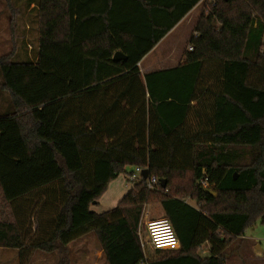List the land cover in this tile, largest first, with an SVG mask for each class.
<instances>
[{
  "label": "trees",
  "instance_id": "1",
  "mask_svg": "<svg viewBox=\"0 0 264 264\" xmlns=\"http://www.w3.org/2000/svg\"><path fill=\"white\" fill-rule=\"evenodd\" d=\"M201 1L184 61L142 74L141 60ZM37 6V59L14 62L15 47L0 56V92L12 106L0 108V187L7 202L35 195L51 212L48 230L34 234L24 213L0 221V248L55 252L70 264L68 245L94 233L107 264H225L226 249L264 224V0ZM117 51L126 58L114 61ZM241 148L251 153L245 163ZM136 167L147 178L117 206L91 209ZM152 203L180 247L148 259L138 230Z\"/></svg>",
  "mask_w": 264,
  "mask_h": 264
},
{
  "label": "rangeland",
  "instance_id": "2",
  "mask_svg": "<svg viewBox=\"0 0 264 264\" xmlns=\"http://www.w3.org/2000/svg\"><path fill=\"white\" fill-rule=\"evenodd\" d=\"M37 2L38 0H11V2L7 0H0V56L10 53L15 47V52L12 58L14 62H28L35 61L37 59L40 43V20ZM202 9L203 8L199 9L195 13L192 21L184 28L186 34H181V30L183 29L182 25L177 29L174 28L164 37L161 42L162 44L148 54L150 59H157L160 57L159 55L163 56L162 58L167 57L162 62L158 63V61H161L158 60L152 68L157 69L175 66V59L184 56V53L190 44L191 36L195 33V22L197 24L202 13ZM154 61L156 60H153L152 62ZM141 69H143V67ZM2 93L3 92H0L1 108H12L9 98L5 93ZM235 152L240 158L237 163H245L249 161L251 153L247 148L236 149ZM118 178L119 186L117 187V193H120V195L123 196L128 191L123 190L128 178L126 174H120ZM105 195L103 196L105 197L104 200L103 198L99 200L100 205L98 202V204L91 206L93 211H103L108 209L107 206H104V203L107 204L108 201L107 196ZM110 197L111 196H109L108 199H110ZM45 201L46 199L44 198L39 199L36 198L35 195H31L26 199H21L14 203H7L0 187V221L15 220L16 216L24 213V215L26 214L29 218L32 232L34 224L38 226L43 225L47 228L48 225L46 221L51 210L47 208L49 206L48 204H45ZM189 202L192 205L196 204L195 201L192 200H189ZM117 204L118 202L114 203L112 206L115 207ZM16 211L18 215L15 216ZM162 218L165 217L163 214V208L159 203H152L145 206L138 230L140 236L144 238L145 242L148 241L146 223L150 219ZM84 239L97 242V238L94 233L85 235ZM81 240L73 241L70 244L71 251L73 250L72 254H75L79 245L78 243ZM258 245L260 248H258ZM145 247V253L148 257L151 259L157 257L155 249L152 248L149 243L146 244ZM34 249L35 250H28L27 252L25 251L21 254L14 248H0V264H57L55 253H50L51 255H48L45 254L43 250ZM208 250L209 243H205L203 245V249L199 252L203 257H205L208 255ZM225 255V264H264V224L258 223L253 227L248 228L243 236L237 238L226 249ZM44 256H48L50 261L44 262ZM79 263H81V261ZM72 264L76 263L73 261Z\"/></svg>",
  "mask_w": 264,
  "mask_h": 264
},
{
  "label": "crops",
  "instance_id": "3",
  "mask_svg": "<svg viewBox=\"0 0 264 264\" xmlns=\"http://www.w3.org/2000/svg\"><path fill=\"white\" fill-rule=\"evenodd\" d=\"M203 7V2L201 1V2H199V4H197L196 6H194V8L174 27L175 29H177L179 26H183V29L181 30V34H186L185 33V30H184V28L188 25V23L189 22H191L192 21V18L194 17V15H195V13L199 10V9H201ZM195 26H196V22H195ZM173 28V29H174ZM172 29V30H173ZM171 30V31H172ZM170 31V32H171ZM164 39V38H163ZM162 39V40H163ZM162 40L155 46V48L153 49V50H155L157 47H159L160 46V44H162L161 42H162ZM152 50V51H153ZM151 51V52H152ZM15 52V51H14ZM151 52H149L148 54H150ZM176 52V51H175ZM148 54L141 60V62L139 63V67H140V70H141V73L142 74H145V73H148V72H150V71H154V70H158V69H167V68H171V67H167V68H157V69H154V68H152V66L153 65H155V63L158 61V60H161V61H158V63L159 62H162L163 60H165L166 58H162L163 56H161V55H159L160 57H158L157 59L156 58H151L150 59V57H148ZM169 56H172V55H169ZM153 60H156V61H154V62H152ZM184 61V56H182V57H178L177 59H175V66H177V65H179L180 63H182ZM143 67V69H141ZM172 67H174V66H172ZM1 95V94H0ZM2 107V105H1V100H0V108ZM7 108V107H6ZM8 109V108H7ZM120 176V175H119ZM118 176V177H119ZM116 178L115 180H113L110 184H109V187H108V189H107V191L104 193V195L105 194H107V195H105V196H107V204H105L104 203V206L106 207L107 206V208L108 209H111V208H113L114 206H112V205H114V203H119L120 202V200L124 197V195L123 196H121L120 195V193H117V187L119 186V178ZM128 178V177H127ZM115 181V182H114ZM127 183H126V185H124V188H123V190H130V188L132 187V183L131 182H129L128 180L126 181ZM127 191V192H128ZM103 195V196H104ZM101 197V199L103 198V200H104V198L105 197ZM109 196H111L110 197V199H108L109 198ZM100 199V200H101ZM7 202V201H6ZM7 203H11V202H7ZM99 205H100V201H99ZM118 205V204H117ZM116 205V206H117ZM106 208V209H107ZM107 209V210H108ZM94 211H96V212H102V210L100 211V210H94ZM103 211H105V210H103ZM163 214H164V212H163ZM10 221H13V220H10ZM33 234L36 232V229H37V225L36 224H34L33 225ZM47 230H48V228H47ZM86 235H88V234H86ZM84 236L85 235H83V236H81L80 238H78V239H76V240H81L82 238V240L81 241H79V245H78V248L76 249V252H75V254H72V251H71V247H70V244L73 242H71L69 245H68V247H69V251H70V256H71V264L73 263V261H74V263H76V264H78L80 261H81V263H79V264H107L106 263V259H105V257H104V255H103V251H102V249L100 248V246H99V243H98V241L97 242H94L93 240H89V239H84ZM76 240H74V241H76ZM258 248H260V246L258 245ZM145 249H146V247H145ZM30 250H35L34 248H32V249H30ZM148 252V251H147ZM44 253L45 254H48V255H51L50 253H55V252H45L44 251ZM56 254V253H55ZM147 256V255H146ZM147 258L148 259H151L150 257H148L147 256ZM43 260H44V262H49L50 261V258L48 257V256H44L43 257ZM56 262H57V264H58V262H59V258H58V255L56 254Z\"/></svg>",
  "mask_w": 264,
  "mask_h": 264
},
{
  "label": "built area",
  "instance_id": "4",
  "mask_svg": "<svg viewBox=\"0 0 264 264\" xmlns=\"http://www.w3.org/2000/svg\"><path fill=\"white\" fill-rule=\"evenodd\" d=\"M209 2H213L214 0H207ZM192 50L193 48L190 46L188 48ZM143 169L140 167H136L134 172L128 177V181L133 183L137 181ZM148 187L154 189L159 181L155 177H151L147 180ZM146 232L148 236V243L154 249H172L177 248L180 245L178 236L171 225L170 221L166 218L162 219H150L146 223Z\"/></svg>",
  "mask_w": 264,
  "mask_h": 264
},
{
  "label": "water",
  "instance_id": "5",
  "mask_svg": "<svg viewBox=\"0 0 264 264\" xmlns=\"http://www.w3.org/2000/svg\"><path fill=\"white\" fill-rule=\"evenodd\" d=\"M126 57L122 54V52L120 51H117L114 56H113V60L114 61H120V60H123L125 59ZM144 178H147L148 176V170L144 169L143 172H142ZM234 178L236 179L237 178V175L234 174ZM162 186H165V181H162ZM213 195L215 196L216 193L214 192Z\"/></svg>",
  "mask_w": 264,
  "mask_h": 264
}]
</instances>
